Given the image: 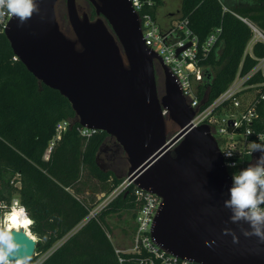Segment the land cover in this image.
I'll use <instances>...</instances> for the list:
<instances>
[{
  "label": "water",
  "instance_id": "1",
  "mask_svg": "<svg viewBox=\"0 0 264 264\" xmlns=\"http://www.w3.org/2000/svg\"><path fill=\"white\" fill-rule=\"evenodd\" d=\"M58 1L35 0L39 12L23 25L11 17L5 35L28 70L68 98L81 126L116 138L130 163L129 180L161 197L152 227L156 243L197 264H264V241L246 237L242 229L250 231L249 225L231 222L224 207L232 177L210 125L191 122L196 110L162 57L145 44L131 1L89 0L97 14L91 19L77 0H65L75 38L61 29ZM168 118L179 126L170 137ZM17 240L35 255V237L21 230Z\"/></svg>",
  "mask_w": 264,
  "mask_h": 264
},
{
  "label": "trees",
  "instance_id": "2",
  "mask_svg": "<svg viewBox=\"0 0 264 264\" xmlns=\"http://www.w3.org/2000/svg\"><path fill=\"white\" fill-rule=\"evenodd\" d=\"M155 2L149 11L156 16L162 0ZM59 7L64 9V0L58 1ZM181 11L179 18H189L200 42L217 27L222 29L200 62L203 79L197 90L206 106L228 87L241 65L245 73L256 63L246 53L254 33L241 17L264 31V0H183ZM252 53L263 57L264 42H256ZM14 56L7 36L0 32V200L11 204L18 198L35 221L31 232L38 239L33 263L43 255L40 264L139 263L141 255L117 252L109 236L110 216L132 212L136 218L133 187L100 209L95 197L85 194L86 186L94 182L96 193L109 195L127 178L99 162L111 136L102 130L83 135L68 98L40 82ZM61 120H69L70 125L47 154ZM114 146L112 151L124 153L120 144Z\"/></svg>",
  "mask_w": 264,
  "mask_h": 264
},
{
  "label": "built area",
  "instance_id": "3",
  "mask_svg": "<svg viewBox=\"0 0 264 264\" xmlns=\"http://www.w3.org/2000/svg\"><path fill=\"white\" fill-rule=\"evenodd\" d=\"M130 1L138 14L145 44L162 57L165 65L178 81L187 102L196 110L191 120L193 125L195 127L202 124L210 125V131L218 141L224 166L230 176L249 164H254L261 152L257 151L249 155L248 144L253 141L259 143L258 135L264 133V56L255 57L252 48L256 42H264V31L249 18L241 17L254 33L246 53L254 57L256 63L245 73L242 72L241 65L228 87L209 104L203 106L205 98L201 100L197 90V83L203 79L200 62L218 40L221 27L214 29L204 42H200L199 36L190 26L188 17L178 18L170 25L161 27L157 17L149 11V8L156 4L155 0ZM10 19L11 17L6 16L0 20V32L5 33ZM180 48L184 49L178 52ZM14 58L18 59L16 55ZM69 125V120H61L57 123L56 133L50 142L47 154L61 139ZM80 131L83 135H89L96 130L81 126ZM225 153L232 155L226 156ZM232 164L235 167L228 166ZM131 186L136 198L137 210L133 245L130 251L141 255L138 264H197L190 259L179 258L156 243L152 236V227L162 199L159 195L140 188L128 177L109 195L103 193L104 200L98 208L105 206ZM13 201L21 204L18 198H13L11 204L3 200H0V203L11 206ZM120 251L122 250L117 249V252ZM44 257L43 255L33 264H40Z\"/></svg>",
  "mask_w": 264,
  "mask_h": 264
},
{
  "label": "clouds",
  "instance_id": "4",
  "mask_svg": "<svg viewBox=\"0 0 264 264\" xmlns=\"http://www.w3.org/2000/svg\"><path fill=\"white\" fill-rule=\"evenodd\" d=\"M38 12L35 0H0V20L6 16L15 17L23 25ZM258 140L259 143L248 144V154L259 151L261 156L254 164L233 174L224 207L231 211V222L244 221L249 225L250 231L242 229L246 237L256 236L264 241V133L258 135ZM228 166L235 167L234 164ZM34 224L26 206L18 201H13L11 206L0 203V264H33V256L27 253V245L18 242L17 234L23 230L24 236L30 237ZM224 234H232L233 241H237L231 230L225 229Z\"/></svg>",
  "mask_w": 264,
  "mask_h": 264
},
{
  "label": "rangeland",
  "instance_id": "5",
  "mask_svg": "<svg viewBox=\"0 0 264 264\" xmlns=\"http://www.w3.org/2000/svg\"><path fill=\"white\" fill-rule=\"evenodd\" d=\"M182 3L183 0H162V3L158 6L156 11V16L159 24L161 27H165L168 24H171L172 22H175L178 19V16L182 14ZM78 8L81 12V14L84 13V11L90 15V12L92 11V4L89 3L88 0H77ZM63 7V4H62ZM179 12L176 14L177 16H173L174 13ZM58 20L61 26V29L63 32L70 38H75V34L71 28V25L68 20L67 16V9H66V1L64 0V9L59 7L57 10ZM160 70V96L164 94V75L162 72V69L158 67ZM179 130V126L170 120L167 119V134L168 136L174 135ZM118 142L116 138L109 137L107 139L106 144L102 148L100 154H99V162L101 166L105 169H113L119 176L121 177H127L128 176V170L130 167L129 160L127 158V155L124 151L122 154L116 153L112 151V149L115 147ZM119 144V143H118ZM261 156V154H258L256 157V160ZM96 182V181H95ZM96 185V183L93 182V185L86 186V196L90 198L95 197V202H97L96 206L97 208L101 205V203L104 200L103 192H95V188H93ZM103 196V197H102ZM109 222L112 226V232L109 233V236L111 237L112 241L114 242L117 249L122 251H128L131 252L130 249L132 248V239H133V231H134V225H135V218L132 214V212H126L122 215H112L109 217ZM32 233V232H31ZM36 237V240L38 239L35 234H33Z\"/></svg>",
  "mask_w": 264,
  "mask_h": 264
},
{
  "label": "flooded vegetation",
  "instance_id": "6",
  "mask_svg": "<svg viewBox=\"0 0 264 264\" xmlns=\"http://www.w3.org/2000/svg\"><path fill=\"white\" fill-rule=\"evenodd\" d=\"M89 1V0H88ZM89 3H90V1H89ZM91 4V3H90ZM92 6V11L90 12V15H89V17L91 18V19H95V18H97V14H96V11H95V14H93V11H94V7H93V5H91ZM157 69H156V77H157V88H158V92L160 93V70H159V68L158 67H160V69H161V66L159 65V63L157 64ZM160 95V94H159Z\"/></svg>",
  "mask_w": 264,
  "mask_h": 264
},
{
  "label": "crops",
  "instance_id": "7",
  "mask_svg": "<svg viewBox=\"0 0 264 264\" xmlns=\"http://www.w3.org/2000/svg\"><path fill=\"white\" fill-rule=\"evenodd\" d=\"M178 13H179V12L174 13L173 16L176 17V16H177L176 14H178ZM156 17H157V16H156ZM179 17H180V16H178V18H179ZM168 25H170V24H168ZM168 25H167V26H168Z\"/></svg>",
  "mask_w": 264,
  "mask_h": 264
},
{
  "label": "bare ground",
  "instance_id": "8",
  "mask_svg": "<svg viewBox=\"0 0 264 264\" xmlns=\"http://www.w3.org/2000/svg\"><path fill=\"white\" fill-rule=\"evenodd\" d=\"M31 235L33 236V234L31 233Z\"/></svg>",
  "mask_w": 264,
  "mask_h": 264
}]
</instances>
